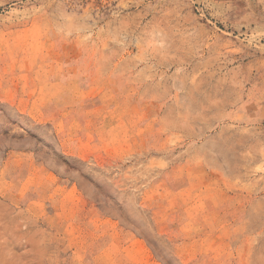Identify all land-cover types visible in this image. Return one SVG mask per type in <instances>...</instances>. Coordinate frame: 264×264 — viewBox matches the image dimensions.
I'll list each match as a JSON object with an SVG mask.
<instances>
[{"label": "rangeland", "instance_id": "rangeland-1", "mask_svg": "<svg viewBox=\"0 0 264 264\" xmlns=\"http://www.w3.org/2000/svg\"><path fill=\"white\" fill-rule=\"evenodd\" d=\"M0 264H264V0H0Z\"/></svg>", "mask_w": 264, "mask_h": 264}]
</instances>
